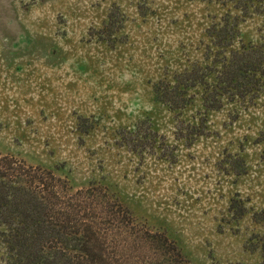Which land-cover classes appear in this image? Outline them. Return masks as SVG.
Here are the masks:
<instances>
[{
	"label": "rangeland",
	"instance_id": "rangeland-1",
	"mask_svg": "<svg viewBox=\"0 0 264 264\" xmlns=\"http://www.w3.org/2000/svg\"><path fill=\"white\" fill-rule=\"evenodd\" d=\"M242 2L0 0V154L54 169L73 189L107 188L190 264H259L264 94L210 109L197 85L173 109L153 90L211 64L221 48L206 32L226 14L238 29L226 54L264 43L261 3ZM115 8L124 19L109 28Z\"/></svg>",
	"mask_w": 264,
	"mask_h": 264
},
{
	"label": "trees",
	"instance_id": "trees-1",
	"mask_svg": "<svg viewBox=\"0 0 264 264\" xmlns=\"http://www.w3.org/2000/svg\"><path fill=\"white\" fill-rule=\"evenodd\" d=\"M258 1L257 9L264 13V0ZM123 19V13L115 8L105 26H120ZM206 33L222 50H215L213 57L207 55L211 64L195 62L175 73L172 80H159L153 89L156 99L181 109L191 98L188 89L200 85L204 106L217 109L223 98L264 94V43L242 44L226 54L223 49L238 35L237 23L229 14ZM208 51L212 53L211 48ZM112 197L103 186L92 183L73 189L68 178L54 169L0 154L4 264H190L164 231L137 222L130 210ZM234 203L235 199L231 210L236 209ZM240 209L242 214V204ZM254 218L264 222V207ZM257 237L258 246L254 247L260 250L259 264H264V233Z\"/></svg>",
	"mask_w": 264,
	"mask_h": 264
}]
</instances>
